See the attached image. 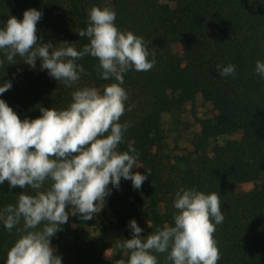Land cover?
I'll return each mask as SVG.
<instances>
[{
    "label": "trees",
    "instance_id": "obj_1",
    "mask_svg": "<svg viewBox=\"0 0 264 264\" xmlns=\"http://www.w3.org/2000/svg\"><path fill=\"white\" fill-rule=\"evenodd\" d=\"M116 13V26L144 38L156 63L147 72L128 70L122 87L128 93L121 123L130 122L119 151L131 143L139 153L133 172L151 175L140 189L121 178L119 188L109 186L107 207L116 222L121 239L132 238L129 222L135 220L145 238L157 227L174 226L175 194L195 188L205 194L220 195L224 221L216 226L215 239L221 253L218 264H264V188L257 183L264 173V77L255 72L256 62H264V0H108ZM41 11L37 23L38 43H74L77 50L89 43L79 30L88 26L87 0H0V28L9 16L23 19L27 9ZM59 46V45H58ZM151 55L149 59H151ZM0 66V84L12 87L0 99L23 120L41 115L39 107L66 108L71 93L78 88L103 86L96 70L98 60L86 55L79 82L65 86L41 70V61L31 69L17 56ZM235 66V75L221 76L217 65ZM199 97L209 105L190 150L172 159L162 127L165 115H178L185 105ZM240 133L238 140L222 145L215 140ZM253 183L250 190L237 192L239 185ZM21 191L0 185V209L15 204ZM71 207V206H69ZM105 212L91 220L69 216L51 238V246L62 264H116L127 256L117 248L108 258ZM148 223L151 227L148 226ZM92 230L85 238L73 226ZM17 235L9 233L0 221V264ZM117 241V240H116ZM116 246V244H115ZM159 264H172L167 253H156Z\"/></svg>",
    "mask_w": 264,
    "mask_h": 264
},
{
    "label": "clouds",
    "instance_id": "obj_2",
    "mask_svg": "<svg viewBox=\"0 0 264 264\" xmlns=\"http://www.w3.org/2000/svg\"><path fill=\"white\" fill-rule=\"evenodd\" d=\"M41 17V11L27 9L22 20L9 16L0 28V53L9 65L16 64L19 56L35 69L39 59L41 70L72 87L84 73L77 61L88 55L98 60L99 78L114 82L104 85L102 92L96 87L78 88L66 108L40 106L41 115L34 119L22 120L0 99V185L7 181L10 188L31 190V194L21 191L15 204L0 209L4 228L9 233L15 229L17 235L6 264H62L51 238L69 216L91 220L103 210L110 185L118 189L123 178L140 189L151 175L149 169L147 175L133 172L141 167L137 166L139 153L131 143L124 152L119 145L130 126L120 122L128 100L122 87L124 74L150 71L155 53H150L143 37L120 30L115 11L107 7L89 10L88 26L78 32L89 40L81 50L68 42L39 44ZM216 67L221 76L235 75L232 64ZM255 72L264 77V62H256ZM11 87V81L0 84V95ZM173 207L174 226L157 227L145 238H141L143 229L131 220L132 238L116 241L127 260L116 264H159L156 253H167L172 264H218L221 253L215 232L225 218L220 195L181 188Z\"/></svg>",
    "mask_w": 264,
    "mask_h": 264
},
{
    "label": "rangeland",
    "instance_id": "obj_3",
    "mask_svg": "<svg viewBox=\"0 0 264 264\" xmlns=\"http://www.w3.org/2000/svg\"><path fill=\"white\" fill-rule=\"evenodd\" d=\"M160 2H166V0H159ZM100 7L101 9L109 7L108 0H87V12L93 7ZM209 110V105L204 103L199 97L195 99L193 103H189L184 106L182 112L178 115H165L162 119V127L166 135V140L171 148V156L174 161L181 156L185 155L190 150V142L194 135H196L198 130L197 119H202L205 113ZM240 133H233L229 135H224L215 140V144L222 145L229 140L240 139ZM258 185L264 188V173L257 181ZM255 184L248 183L239 185L235 188L237 192H243L250 190ZM105 212V225L107 226L106 238L109 244L107 257L114 258L117 253V248L115 246L116 240H120L119 232L116 228L115 219L111 211L104 206L103 210ZM78 230L82 238H85L92 230L87 227H80L78 225L73 226Z\"/></svg>",
    "mask_w": 264,
    "mask_h": 264
}]
</instances>
